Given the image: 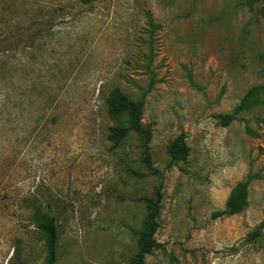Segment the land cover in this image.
Segmentation results:
<instances>
[{"label":"rangeland","instance_id":"obj_1","mask_svg":"<svg viewBox=\"0 0 264 264\" xmlns=\"http://www.w3.org/2000/svg\"><path fill=\"white\" fill-rule=\"evenodd\" d=\"M244 1L0 0V264L44 263L37 209L58 219L56 264H130L161 181L147 264H264V236L247 241L264 221V105L217 118L264 85V16ZM39 21L52 23L27 37ZM115 87L145 95L160 174L138 135L110 140ZM181 134L189 155L169 167ZM241 182L246 209L214 218Z\"/></svg>","mask_w":264,"mask_h":264},{"label":"trees","instance_id":"obj_2","mask_svg":"<svg viewBox=\"0 0 264 264\" xmlns=\"http://www.w3.org/2000/svg\"><path fill=\"white\" fill-rule=\"evenodd\" d=\"M97 0H79L82 4H91ZM243 4L247 5L253 14V19L258 20L264 16V0H245ZM259 4L263 6L259 7ZM52 22L39 21L25 31L27 37H34L44 32L47 24ZM26 33L17 30L15 37H25ZM8 41V39H6ZM4 41H1L3 44ZM5 51V50H4ZM264 94V85L251 87L242 97L237 107L230 113L217 115L220 124L228 126L234 121L243 120L242 115L256 106L264 105L261 96ZM108 115L114 120L115 125L110 128V140L114 146H120L132 133L138 135L142 149V163L145 168L154 175L160 174L154 167L153 156L151 152V142L153 139V129L151 126L143 124V114L145 107V95L135 99L125 93L120 88H113L105 99ZM241 116V117H240ZM190 149L186 142V135H179L169 146L170 156L169 167H174L180 161L187 159ZM163 182L161 181L153 198H146L147 214L140 229L135 231L137 252L132 258L130 264H147L146 258L156 250L163 248V245L156 239V234L160 227L159 217L162 210L163 200ZM249 184L248 182L239 183L231 192L226 206L223 210L214 213V218L233 216L242 213L248 206ZM35 221L37 227L43 232L46 245V258L43 264H56L59 260V224L58 219L50 214L36 210ZM264 236V221L248 235L247 241L256 243Z\"/></svg>","mask_w":264,"mask_h":264}]
</instances>
